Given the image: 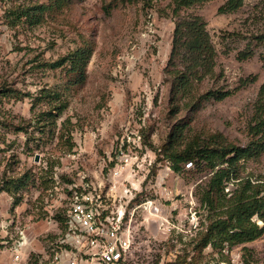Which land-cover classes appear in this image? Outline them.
<instances>
[{
    "label": "rangeland",
    "instance_id": "rangeland-1",
    "mask_svg": "<svg viewBox=\"0 0 264 264\" xmlns=\"http://www.w3.org/2000/svg\"><path fill=\"white\" fill-rule=\"evenodd\" d=\"M29 1L0 0V264L10 261L2 244L18 226L38 235L51 212L63 220L67 190L56 193V178L62 187L82 172L107 182L116 170L141 206L130 264H264V234L224 250L199 247L209 215L198 186L211 174L189 165L176 173L164 151L180 128L183 142L214 136L249 142L248 127L264 103V43L257 39L264 34V0H245L232 14L218 12L227 0L183 12L205 20L217 52L214 74L194 84L193 101L172 90L173 0H73L38 27L10 26L9 10ZM84 43L93 47L87 81L67 90L66 72L42 64ZM44 88L69 102L54 128L39 121L49 107ZM209 92L231 95L190 106ZM242 175L264 180V154Z\"/></svg>",
    "mask_w": 264,
    "mask_h": 264
},
{
    "label": "trees",
    "instance_id": "trees-1",
    "mask_svg": "<svg viewBox=\"0 0 264 264\" xmlns=\"http://www.w3.org/2000/svg\"><path fill=\"white\" fill-rule=\"evenodd\" d=\"M32 1L9 10L7 18L10 26L26 24L29 27H38L51 15L61 12L73 2V0H50L49 3ZM208 1L173 0L171 4L172 14L177 20L168 67L172 77V90L179 100L191 99L194 84L214 74L217 52L207 23L201 16L183 14L184 11ZM244 1L227 0L218 12L235 13L243 7ZM257 39L264 43V34ZM92 55L93 47L89 43H84L55 62H44L42 65L52 70H64L68 78L67 90H71L86 83L87 66ZM262 61L264 66V57ZM243 84L246 85V82ZM230 95V92H209L190 106L195 107L202 101L211 99L222 101ZM40 96L47 101L49 107L39 116V121L46 119L44 127L50 125L54 128L59 116L67 109L68 99L65 94L51 88L42 89ZM253 123L248 127L250 140L244 146L226 143L219 136H214L208 141L195 137L191 141L183 142L184 130L180 128L170 136L164 148L165 157L172 163L174 172L180 173L189 165L193 170L207 171L211 174L204 184L198 186L197 193L199 203L209 215V224L199 244L201 249L211 245L216 250H224L227 246L234 247L253 242L264 234V226L259 224L264 223V180L242 175L247 163L259 160L264 154V103L258 106ZM230 184L234 189L227 192Z\"/></svg>",
    "mask_w": 264,
    "mask_h": 264
},
{
    "label": "built area",
    "instance_id": "built-area-1",
    "mask_svg": "<svg viewBox=\"0 0 264 264\" xmlns=\"http://www.w3.org/2000/svg\"><path fill=\"white\" fill-rule=\"evenodd\" d=\"M120 175L116 170L107 182L89 181L82 172L65 187L56 178V193L67 190L63 220L53 212L47 217L46 234L53 239L41 251L32 248L28 228L18 226L15 237L2 244L11 264H130L141 206Z\"/></svg>",
    "mask_w": 264,
    "mask_h": 264
},
{
    "label": "crops",
    "instance_id": "crops-1",
    "mask_svg": "<svg viewBox=\"0 0 264 264\" xmlns=\"http://www.w3.org/2000/svg\"><path fill=\"white\" fill-rule=\"evenodd\" d=\"M26 227L28 228V237L33 242L32 243V248H35L36 250L41 251V250L44 249V247L48 246V242L49 241H48V237H47V234H46L47 228L44 229L40 234L35 235L32 226H26ZM41 240H43V242ZM30 250H32L31 247H30ZM5 254H7L6 255L7 257L9 256V253H5ZM2 258H4V257H2ZM9 258H10V256H9ZM11 263H12L11 259H10V261L9 260L7 261V264H11ZM1 264H5L3 259H2Z\"/></svg>",
    "mask_w": 264,
    "mask_h": 264
}]
</instances>
